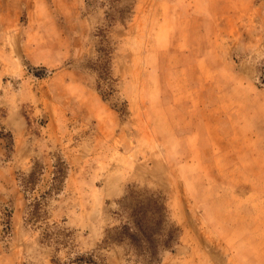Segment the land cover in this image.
<instances>
[{"label": "rangeland", "instance_id": "374dc122", "mask_svg": "<svg viewBox=\"0 0 264 264\" xmlns=\"http://www.w3.org/2000/svg\"><path fill=\"white\" fill-rule=\"evenodd\" d=\"M0 264H264V0H0Z\"/></svg>", "mask_w": 264, "mask_h": 264}, {"label": "trees", "instance_id": "16d2710c", "mask_svg": "<svg viewBox=\"0 0 264 264\" xmlns=\"http://www.w3.org/2000/svg\"><path fill=\"white\" fill-rule=\"evenodd\" d=\"M59 176L62 172L57 171ZM56 177V174H55ZM130 200L128 219L113 233H107L103 243L125 244L136 256L147 263L157 262L161 250L173 245L174 235L166 229L167 216L164 200L153 194L129 193L123 197L126 206ZM33 217L39 218V209Z\"/></svg>", "mask_w": 264, "mask_h": 264}]
</instances>
